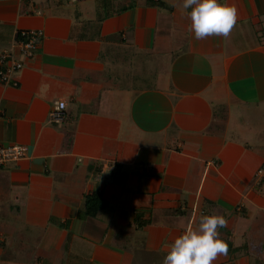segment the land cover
I'll list each match as a JSON object with an SVG mask.
<instances>
[{
	"label": "crops",
	"instance_id": "0c3cea01",
	"mask_svg": "<svg viewBox=\"0 0 264 264\" xmlns=\"http://www.w3.org/2000/svg\"><path fill=\"white\" fill-rule=\"evenodd\" d=\"M227 2L229 35L196 40L182 0H0L22 62L0 147L26 150L0 165V264H161L203 214L226 220L213 264L264 262V0ZM22 30L42 32L29 57Z\"/></svg>",
	"mask_w": 264,
	"mask_h": 264
},
{
	"label": "clouds",
	"instance_id": "9594fccd",
	"mask_svg": "<svg viewBox=\"0 0 264 264\" xmlns=\"http://www.w3.org/2000/svg\"><path fill=\"white\" fill-rule=\"evenodd\" d=\"M182 9L196 40L227 37L236 23V9L227 0H182ZM225 225L222 215H201L198 222L185 227L164 244L166 252L161 264H213L227 252V245L218 233V228Z\"/></svg>",
	"mask_w": 264,
	"mask_h": 264
},
{
	"label": "built area",
	"instance_id": "2783aa9c",
	"mask_svg": "<svg viewBox=\"0 0 264 264\" xmlns=\"http://www.w3.org/2000/svg\"><path fill=\"white\" fill-rule=\"evenodd\" d=\"M60 2H67L73 0H58ZM42 32L40 30H22L20 31L17 48L20 53L25 56H31L33 50L36 48L41 40ZM11 51L3 50L0 53V83L10 81V76L13 72L20 70L22 62L10 58ZM64 101L57 102L49 112V120L52 122H59L62 119ZM25 147L21 145H9L0 147V165L6 161L19 160L24 156ZM263 172V168L257 171L258 174Z\"/></svg>",
	"mask_w": 264,
	"mask_h": 264
},
{
	"label": "trees",
	"instance_id": "16d2710c",
	"mask_svg": "<svg viewBox=\"0 0 264 264\" xmlns=\"http://www.w3.org/2000/svg\"><path fill=\"white\" fill-rule=\"evenodd\" d=\"M111 180L116 183H122L124 173L119 164H115L112 172L110 173ZM106 202L101 198L97 192H90L84 195V210L83 215H95L100 209L105 208ZM254 264H264V262H256Z\"/></svg>",
	"mask_w": 264,
	"mask_h": 264
}]
</instances>
